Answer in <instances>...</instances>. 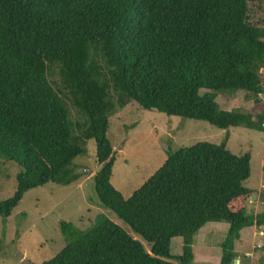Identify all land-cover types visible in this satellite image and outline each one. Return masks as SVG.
Returning <instances> with one entry per match:
<instances>
[{
  "label": "trees",
  "instance_id": "obj_1",
  "mask_svg": "<svg viewBox=\"0 0 264 264\" xmlns=\"http://www.w3.org/2000/svg\"><path fill=\"white\" fill-rule=\"evenodd\" d=\"M260 11L264 0H0V157L21 169L0 217L31 189L78 181L71 166L93 139L101 204L149 245L98 215L84 231L62 222L66 245L43 264H193L194 238L210 222L229 225L220 264H234L242 230H264V213L247 209L249 153L237 156L226 142L181 148L125 198L112 183L107 136L111 116L130 101L264 133V110L228 111L217 101L218 93L244 92L263 103ZM177 237L183 253L173 256Z\"/></svg>",
  "mask_w": 264,
  "mask_h": 264
},
{
  "label": "rangeland",
  "instance_id": "obj_2",
  "mask_svg": "<svg viewBox=\"0 0 264 264\" xmlns=\"http://www.w3.org/2000/svg\"><path fill=\"white\" fill-rule=\"evenodd\" d=\"M256 17L259 24L264 25V13L257 12ZM261 98L263 103L255 104L246 98L244 92L233 96L221 92L217 101L223 110L258 114L264 110V95ZM70 109L74 117L78 116L74 109ZM70 119H73L71 114ZM107 136L116 159L112 183L125 198L153 176L171 153L200 142L216 145L226 142L233 154L251 155V175L244 186L254 192L246 202L247 209L255 215L264 213V133L245 127L222 130L206 121L168 116L130 101L111 116ZM96 149L93 139L87 141L85 153L73 161L71 167L80 174L78 181L69 185L50 182L31 189L8 219L0 217V264H43L50 261L66 245L61 232L62 222L72 223L84 231L94 226L98 215H105L149 251L148 243L141 236L101 204L94 178L101 169ZM20 170L15 162L0 157V201L14 195ZM228 229L225 222L205 225L194 238L193 264H220L223 255L221 243ZM234 250L238 254L237 264H264V230L256 227L243 229ZM182 253L183 238H174L171 254L179 256ZM173 262L180 264L178 260Z\"/></svg>",
  "mask_w": 264,
  "mask_h": 264
},
{
  "label": "water",
  "instance_id": "obj_3",
  "mask_svg": "<svg viewBox=\"0 0 264 264\" xmlns=\"http://www.w3.org/2000/svg\"><path fill=\"white\" fill-rule=\"evenodd\" d=\"M235 263L237 264L238 262H237V261H235Z\"/></svg>",
  "mask_w": 264,
  "mask_h": 264
}]
</instances>
